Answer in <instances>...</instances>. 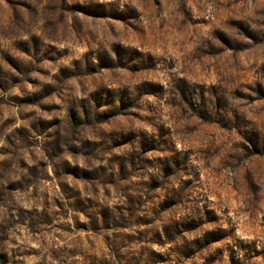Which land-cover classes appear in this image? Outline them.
Listing matches in <instances>:
<instances>
[{
  "label": "rangeland",
  "instance_id": "obj_1",
  "mask_svg": "<svg viewBox=\"0 0 264 264\" xmlns=\"http://www.w3.org/2000/svg\"><path fill=\"white\" fill-rule=\"evenodd\" d=\"M0 264H264V0H0Z\"/></svg>",
  "mask_w": 264,
  "mask_h": 264
}]
</instances>
